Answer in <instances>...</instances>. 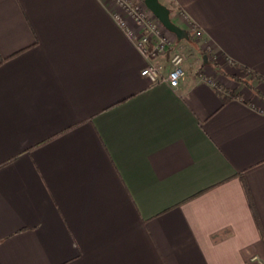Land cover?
<instances>
[{
	"label": "crops",
	"instance_id": "obj_1",
	"mask_svg": "<svg viewBox=\"0 0 264 264\" xmlns=\"http://www.w3.org/2000/svg\"><path fill=\"white\" fill-rule=\"evenodd\" d=\"M159 1L174 88L108 0H0V264H264V0Z\"/></svg>",
	"mask_w": 264,
	"mask_h": 264
},
{
	"label": "built area",
	"instance_id": "obj_2",
	"mask_svg": "<svg viewBox=\"0 0 264 264\" xmlns=\"http://www.w3.org/2000/svg\"><path fill=\"white\" fill-rule=\"evenodd\" d=\"M108 1L113 5V17L147 61L141 74L147 76L151 82H166L172 88L177 87L185 74L184 56L178 50H173L168 58L166 73L165 66L160 61V57L172 45L173 40L165 34L170 31L153 15L143 0ZM187 32L193 38L202 40L201 29L194 24L187 23ZM202 46L209 47L204 41Z\"/></svg>",
	"mask_w": 264,
	"mask_h": 264
},
{
	"label": "water",
	"instance_id": "obj_3",
	"mask_svg": "<svg viewBox=\"0 0 264 264\" xmlns=\"http://www.w3.org/2000/svg\"><path fill=\"white\" fill-rule=\"evenodd\" d=\"M147 8L160 21V23L171 33L175 34L177 39L188 38L186 29L174 23L170 17V10L159 0H143Z\"/></svg>",
	"mask_w": 264,
	"mask_h": 264
},
{
	"label": "rangeland",
	"instance_id": "obj_4",
	"mask_svg": "<svg viewBox=\"0 0 264 264\" xmlns=\"http://www.w3.org/2000/svg\"><path fill=\"white\" fill-rule=\"evenodd\" d=\"M137 1H141V0H137ZM165 34L168 36V38L170 37L171 38V33L170 32H165ZM193 40H195L194 38H192ZM180 41H183V39H181ZM203 44V43H201ZM201 46V45H200ZM200 55H199V60H203V57L205 58V61H206V64L208 65H212L213 69H215L216 67V63H215V56H214V51H213V48L212 47H207V46H201V49H200ZM214 56V57H213ZM215 66V67H214ZM203 70L201 73H199V75H204L203 74Z\"/></svg>",
	"mask_w": 264,
	"mask_h": 264
},
{
	"label": "trees",
	"instance_id": "obj_5",
	"mask_svg": "<svg viewBox=\"0 0 264 264\" xmlns=\"http://www.w3.org/2000/svg\"><path fill=\"white\" fill-rule=\"evenodd\" d=\"M235 95H236L235 93H231V91H230L229 93H222V98H223V100H226L227 98L233 97Z\"/></svg>",
	"mask_w": 264,
	"mask_h": 264
}]
</instances>
